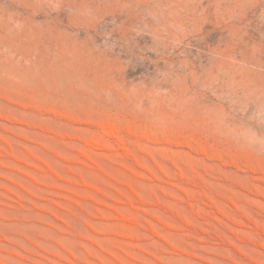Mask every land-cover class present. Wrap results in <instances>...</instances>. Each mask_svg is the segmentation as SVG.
I'll return each instance as SVG.
<instances>
[{"label":"rangeland","instance_id":"374dc122","mask_svg":"<svg viewBox=\"0 0 264 264\" xmlns=\"http://www.w3.org/2000/svg\"><path fill=\"white\" fill-rule=\"evenodd\" d=\"M0 264H264V0H0Z\"/></svg>","mask_w":264,"mask_h":264},{"label":"bare ground","instance_id":"6f19581e","mask_svg":"<svg viewBox=\"0 0 264 264\" xmlns=\"http://www.w3.org/2000/svg\"><path fill=\"white\" fill-rule=\"evenodd\" d=\"M90 19V18H89ZM112 131V130H111Z\"/></svg>","mask_w":264,"mask_h":264}]
</instances>
